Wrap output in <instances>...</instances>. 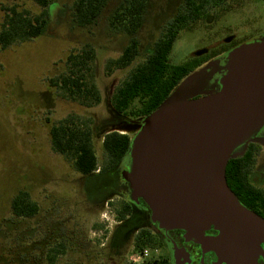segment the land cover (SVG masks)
Listing matches in <instances>:
<instances>
[{"label": "rangeland", "instance_id": "obj_1", "mask_svg": "<svg viewBox=\"0 0 264 264\" xmlns=\"http://www.w3.org/2000/svg\"><path fill=\"white\" fill-rule=\"evenodd\" d=\"M77 1L52 0L40 37L7 49L0 46V264H131L140 254L134 252L133 239L127 241L137 223L128 219L118 224L122 205L130 201L116 194H122L128 185L119 180L115 170L85 177L76 172L69 159L53 150L50 129L65 119L86 121L99 166L104 162L103 140L108 133L135 138L143 120L130 122V117L118 115L112 97L152 53L164 26L175 18L185 0H148L142 26L134 35L110 25L123 0H108L95 23L87 27L73 20ZM12 5L32 14L42 11L31 0H0V25L4 9ZM211 5L203 20L180 33L170 55L172 64L218 53L231 42L246 44L264 38V0H224ZM132 39L139 43L138 56L130 66L115 68L111 62ZM85 45L95 50L88 70L80 69L100 94V103L93 107L66 99L49 86L50 78L66 72L70 53ZM222 58L192 73L198 97L219 92ZM250 139L263 142L253 176L264 190V125ZM19 192L28 193L37 204L35 216L13 214L12 200ZM156 244L146 248L150 258L166 255L158 239Z\"/></svg>", "mask_w": 264, "mask_h": 264}, {"label": "water", "instance_id": "obj_2", "mask_svg": "<svg viewBox=\"0 0 264 264\" xmlns=\"http://www.w3.org/2000/svg\"><path fill=\"white\" fill-rule=\"evenodd\" d=\"M221 61L219 92L198 97L191 74L143 120L122 177L160 228L184 231L222 263L260 264L264 219L240 204L225 170L236 148L264 125V38ZM212 230L217 234L207 235Z\"/></svg>", "mask_w": 264, "mask_h": 264}, {"label": "trees", "instance_id": "obj_3", "mask_svg": "<svg viewBox=\"0 0 264 264\" xmlns=\"http://www.w3.org/2000/svg\"><path fill=\"white\" fill-rule=\"evenodd\" d=\"M41 8V12L32 14L27 10L12 5L4 9L3 22L0 25V46L7 49L15 44H22L40 37L47 25L49 8L52 0H31ZM210 1V2H209ZM224 0H186L175 18L164 26L161 36L154 45L152 53L137 65L129 77L117 88L111 103L114 111L125 118L144 120L160 108L176 88L192 73L209 61L226 55L241 45L230 43L215 54L192 58L182 64H172L170 55L182 31L193 29L203 20L212 7ZM108 0H78L73 7V20L80 27L95 23ZM218 2V3H217ZM148 0H123L114 11L110 25L119 32L134 35L142 26ZM139 53V43L132 39L121 56L112 61L115 68L123 69L132 64ZM95 50L85 45L77 52H72L66 60L67 70L59 77L49 79V86L66 99L78 102L84 107H93L100 103V94L87 74L80 73L93 62ZM79 70V71H78ZM53 150L72 162L73 168L82 176L94 173L98 167L92 143V130L86 121L65 119L52 125L50 129ZM132 137L119 132L108 133L103 140V170L110 171L121 162L130 161ZM260 147L249 145L242 156L231 155L225 177L227 184L240 204L264 219V194L249 186L246 177L256 163ZM15 216L30 218L37 214L38 206L29 199L28 193L19 192L11 204ZM130 212L124 206L121 218ZM157 241L146 232H141L135 241L134 252L141 253L146 248L157 246ZM162 247L161 244H158ZM131 264H171L167 256L150 258L141 263Z\"/></svg>", "mask_w": 264, "mask_h": 264}, {"label": "flooded vegetation", "instance_id": "obj_4", "mask_svg": "<svg viewBox=\"0 0 264 264\" xmlns=\"http://www.w3.org/2000/svg\"><path fill=\"white\" fill-rule=\"evenodd\" d=\"M222 3H224V1ZM247 143L248 144L246 145V147H244L240 152L235 153L234 155L242 156L248 149L249 145L255 144L260 147V152L258 153L256 157V162H257L258 157L263 150L262 140H252L251 141L250 139ZM122 164L125 166H123ZM256 164L257 163H255L250 174L246 177V179L248 180L250 187H252L253 189L259 190L264 194V190L261 188L260 183L257 182L253 176V173L255 172L254 170L256 168ZM102 165L99 166L98 169L92 174L96 176H101L102 174H109L110 172L115 170L117 173H119V180H121L122 183L127 186L126 181L122 177V172L124 170H129L130 168L129 160H127L124 163L123 162L119 163L115 169L110 170V171H104ZM116 195H117L116 197H119V196L120 198L125 197L129 199L130 201V203H126L125 205H122L121 211H123L124 206H129L130 212L126 214L123 218H120L118 221V224L128 219H130V221L134 220V222L137 223L134 226V230H132V234L129 235L127 239V241H129L130 238L133 239V248H134V244H135L137 236L143 231V232H146L148 235L152 236L155 241H157V239L159 240L166 254L164 256H167L171 264H225V263H222L213 252H205L198 243H196L193 240L188 239L184 231L165 230V229L160 228L158 224L152 221L151 211L149 207L147 206V204L142 199H139L138 201H136L135 199L133 201L131 199L130 190L128 187H126V190L122 194L119 193ZM216 234L217 232L213 230L207 233V235H216ZM111 237H112L111 242L115 244L113 242L114 240L113 234H111ZM174 244H175L176 251L174 250ZM114 246H116V244ZM261 248L264 251V244L261 245ZM259 263L264 264V259L262 257L259 258Z\"/></svg>", "mask_w": 264, "mask_h": 264}, {"label": "built area", "instance_id": "obj_5", "mask_svg": "<svg viewBox=\"0 0 264 264\" xmlns=\"http://www.w3.org/2000/svg\"><path fill=\"white\" fill-rule=\"evenodd\" d=\"M148 258H150V251L148 249H145L143 252H141L139 255L135 257L134 263H139L140 260L143 262Z\"/></svg>", "mask_w": 264, "mask_h": 264}]
</instances>
